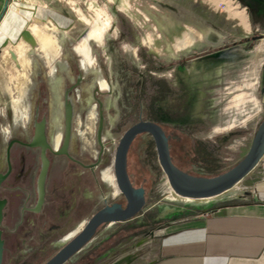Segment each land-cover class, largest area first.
Wrapping results in <instances>:
<instances>
[{"label":"rangeland","instance_id":"374dc122","mask_svg":"<svg viewBox=\"0 0 264 264\" xmlns=\"http://www.w3.org/2000/svg\"><path fill=\"white\" fill-rule=\"evenodd\" d=\"M228 1H231L234 7H238L239 11L244 10L239 2ZM5 2L6 0H0V15ZM17 7L25 20L14 38H5L11 43L0 52V80L6 77L13 82L16 75L21 72L11 52L19 55L20 45L17 40L23 29L33 33L40 49L45 52V57L56 54L57 40L64 32L55 27L54 21L49 16L53 19L63 17L68 22V26L71 27L65 33L68 39L74 40L73 45L78 52L84 41L86 45L87 42L97 43L87 36L84 38L85 31L88 30L90 33L99 29L102 43L97 44L100 47L103 46L105 38L106 42L110 40L119 42L118 47L115 49L112 47L113 53L101 50L107 67L114 62L115 72H118L120 63L116 60V56L119 55V60L123 58L132 68L134 66L131 61L134 60L133 55H136L137 50L126 42L118 40L120 23L125 20L131 25L145 52L153 54L152 60L155 67H167L163 72L154 71L157 77L173 78L176 63L185 60V70L192 78L191 81L205 87L199 101V109L203 111V123L206 126L204 131L189 134L191 129L185 128L188 130V137H186L176 127H167L172 137L170 145L175 165L185 172L197 175L199 159H202V155L199 154V141L219 145L221 162L218 158L217 162H219L218 173L220 174L233 168L247 155L259 125L264 121L262 98L264 84L256 79L259 77L262 65L257 54L258 42L253 39L254 36L260 37L263 33L255 32L248 18L249 28H246L239 19L233 18L225 7H216L208 0H9L6 15L11 9L14 10ZM43 29L50 30L52 34L42 38ZM245 40L249 41L244 42ZM13 42L17 44L14 45ZM96 49L100 50L99 47ZM146 69L147 67L144 66L140 68L142 72ZM243 83L249 84L245 88L252 97L235 105V96L230 98L231 102L228 96L232 94L234 88L243 89ZM119 91L121 92L120 86ZM1 92L0 90L2 106L5 101ZM127 99L129 97H122V104L119 105L118 118L121 119L118 122L119 125L114 128L113 117H110L105 128L103 162L97 175L100 177V172H107L109 180L100 181L99 185L92 180L88 185L92 200L87 212L83 215L85 223L104 206L100 187L104 189L105 194L109 195L110 203L119 202L126 205L117 187L113 162L122 135L135 121V118L129 115L131 103L130 99ZM110 112L111 116H114L112 110ZM79 116L82 118H77L76 137L80 135L84 137L85 147L90 150L94 159L99 152V146L96 144L98 116L86 114L85 110L81 111ZM156 166L160 167L155 145L149 144L143 138H138L129 152L128 173L135 187L146 189L148 203L133 220L123 224L104 226L97 235L99 238L100 234L117 230L119 236L134 239L138 246L137 263H145L150 256H153L166 232L167 223L175 219L173 215L167 213L166 217L161 219L162 221L152 222L156 215L165 211V208L179 209L181 211L177 215L184 217L188 214L200 213L204 208L212 210L214 207L225 204L251 202L257 199V189L264 183L263 158L252 173L232 190L236 192L235 195L196 202L176 196L161 167L162 173L157 176ZM35 239L36 241H33L28 238L26 245L38 247L40 242L37 236ZM7 240L4 264H45L59 250L50 246V240L45 243L47 247L45 250L27 255L22 252L27 250V247L20 246L19 249H15L14 239L7 236ZM16 241L21 244L20 239Z\"/></svg>","mask_w":264,"mask_h":264},{"label":"flooded vegetation","instance_id":"af4514ba","mask_svg":"<svg viewBox=\"0 0 264 264\" xmlns=\"http://www.w3.org/2000/svg\"><path fill=\"white\" fill-rule=\"evenodd\" d=\"M62 34L57 40L56 54L49 57L36 51L39 48L37 40L36 46L26 43L30 48L28 56L30 66L26 72L28 88L20 111L13 104L14 95L3 89L0 84L5 101L2 106L0 105V175L5 176L0 184V202L5 201L3 221L0 224L2 238L5 241L3 264L8 246L7 236L14 239L15 249H19L20 246L27 247V250L22 251L23 254L30 255L45 250L47 248L45 243L50 240V246L60 250L88 222L85 223L83 220V215L92 200L88 185L92 180L98 185L100 181L106 182L103 171L100 172V177L97 175L103 162L105 128L110 117H113L114 128L119 125L118 122L121 120L118 118L119 105L122 104V97L127 96L130 99H127L131 103L129 115L135 118L130 127L141 121L156 123L163 128L169 139V145L172 137L167 127H176L186 137L188 130L185 128L191 129L189 134L190 132L195 134L204 131L206 127L203 123V111L199 109V101L205 87L191 81L192 78L185 70V60L176 63L173 78L157 77L154 71L163 72L167 67H155L153 54L145 52L136 35H134L135 42H131L129 29L120 23L118 40L126 42L137 50L136 55H133L134 60L131 61L134 67L131 68L123 58L119 60V55L116 56V60L120 63L118 72H115L114 62L107 67L101 50L113 53L112 47L114 49L118 47L119 42L111 40L106 42V38L102 47L97 43L94 44V41V43L87 42L92 64L85 66L83 56L73 45L74 40L68 39L65 32ZM258 38L253 37L255 41ZM17 43L13 42L14 45ZM2 44L0 52L4 48ZM95 47H99L100 50L97 51ZM11 56L17 62L16 53L11 52ZM104 63L105 65L102 66ZM16 64L22 71L18 62ZM142 66L147 67L145 72L140 70ZM5 79L8 84L13 83ZM102 82L106 85L105 88L102 87ZM67 105L72 109L71 132L67 154L59 155L58 152L63 149L66 140ZM84 110L86 114L98 116L96 144L99 146V152L94 159L90 150L85 147L84 137L82 135L76 137L77 118L81 117L79 113ZM111 110L114 116H111ZM101 121L102 145L99 143ZM138 138L155 145L150 134H141L134 142ZM170 152L172 157L171 145ZM43 154L49 161L46 195L41 211L35 213L33 209L39 198L38 185L43 167ZM99 190L104 201L101 209L119 203H110L109 195L105 194L104 189L100 187ZM121 196L124 198L122 194ZM145 196L147 205L146 189ZM166 214L162 211L151 221L153 223L155 220L162 221ZM173 216L175 219L180 218L177 214ZM113 232L115 231L100 234L101 237L98 238V231L94 241L67 264H107L115 260L116 257L113 256L107 261L106 258H102L107 250L109 251L108 248L113 249L116 246L113 245L115 243L106 242V238ZM73 233L75 234L70 237ZM36 236L40 242L38 247L27 246L28 238L36 241ZM17 239H20L21 244L16 241Z\"/></svg>","mask_w":264,"mask_h":264},{"label":"crops","instance_id":"0c3cea01","mask_svg":"<svg viewBox=\"0 0 264 264\" xmlns=\"http://www.w3.org/2000/svg\"><path fill=\"white\" fill-rule=\"evenodd\" d=\"M235 1L244 8L254 31L263 33L257 39L262 66L256 79L264 84V0H242L243 5L241 0ZM10 11L19 13L18 7ZM243 85V89L234 88L228 96L229 100L235 96V105L252 97L246 90L249 84ZM262 98L264 103V87ZM232 190L226 195H235ZM256 195L257 199L251 202L225 204L205 214L201 211L169 221L153 256L145 263H137L138 246L134 239L121 237L114 230L106 242L116 246L108 248L110 252L107 250L102 258L107 261L116 257L107 264L125 257L133 259L123 264H264V183Z\"/></svg>","mask_w":264,"mask_h":264},{"label":"water","instance_id":"95a60500","mask_svg":"<svg viewBox=\"0 0 264 264\" xmlns=\"http://www.w3.org/2000/svg\"><path fill=\"white\" fill-rule=\"evenodd\" d=\"M9 7V0H6L2 13L0 15V24L2 23ZM71 26L61 29L64 32L68 31ZM89 31L86 30L83 37ZM20 38L33 46L37 45V41L30 30L23 29L20 33ZM9 40L5 39L2 47H7ZM67 127L66 140L62 150L58 152L59 155L67 154V146L71 132L72 109L67 105ZM103 121V118H102ZM101 121L99 127V143L102 145L100 137L103 128ZM150 134L156 146V152L159 160V165L166 175L171 188L174 193L182 198L193 200H205L219 196L226 191L234 188L240 184L252 171L259 165L264 158V121L259 125V128L253 138L251 147L247 155L229 171L216 177H200L189 174L175 165L172 160L169 139L165 134L163 128L153 122L141 121L130 127L121 137L118 144L115 160L114 173L117 186L121 194L126 200V205L123 207L119 203L108 205L105 208L94 214L84 227L52 257L45 264H67L80 252L85 250L95 239L97 232L102 226L123 224L136 218L146 206L145 189L143 187L136 188L128 173V154L134 140L141 134ZM49 161L43 154V167L39 177V198L36 207L33 209L35 213L41 211L45 202V185L48 173ZM5 179V176L0 175V184ZM244 197V196H242ZM5 201L0 202V224L3 221V208ZM181 210L176 208H165V212L174 215ZM208 209L204 208L202 213H207ZM4 246L5 241L2 238V231L0 230V264L4 260ZM133 258L125 257L119 259L114 264L130 263Z\"/></svg>","mask_w":264,"mask_h":264},{"label":"bare ground","instance_id":"6f19581e","mask_svg":"<svg viewBox=\"0 0 264 264\" xmlns=\"http://www.w3.org/2000/svg\"><path fill=\"white\" fill-rule=\"evenodd\" d=\"M208 1L212 5H214L216 7H219V6L225 7L231 13L233 18L239 19L245 25L246 28H249L248 23H247L246 12L245 11H239L238 7H234L232 5L231 1H228V0H208ZM20 14L21 13L16 14L14 12H10L9 14H7L8 16L6 17L5 21L4 22L2 21L3 24L1 23L2 25L0 26V44L3 41V39H5L6 37L14 38L19 33V31L21 30V28H22V26L24 24L23 22H24L25 19ZM49 17L54 21L55 27L58 30H60L61 32H64L63 30H61L62 28L65 29V28L68 27V22L63 17H59L57 19H53V17H51V16H49ZM34 20H36V19H34ZM51 34H52V32L50 30H47V29H43L42 33H41L42 38H44L45 36L47 37V36H49ZM86 36H87V38L93 39L94 41H96L98 44L101 45L102 37H101V31L99 29L90 32ZM51 39H52V37H51ZM44 41L46 42V40H44ZM17 42H19L18 45H20V53L17 56L16 60H17V62L19 64V66L22 67V71L18 75H16V77H15L16 79L13 81L12 84H8L7 80L5 79L6 77L5 78L2 77V79H1L2 82L0 84H2L3 88L6 91H8V92H10V93H12L14 95L13 104H14L15 108L19 109V111H20V107L22 106L23 99H24V96H25V92H26V90L28 88L26 72L29 70V66H30V59L28 58L29 53H30V48L26 44L28 42H26L23 38H20V35L18 37ZM36 51H38L40 54L45 56V52L43 51V49L41 50L40 47ZM80 54L84 57L85 66L91 65V58H90V55H89V52H88L86 41H84V44L80 47ZM101 84H102V87H106V85L103 82ZM103 176H104L105 180H109V175H108L107 172H104ZM234 188H232V189H234ZM232 189L226 191L225 193H223V194H221L219 196H216V197H213V198H209V199H205V200H193V199L182 198V197H180L178 195H176V196H178L179 198L184 199V200H192V201H196V202H201V201H207V200H215L217 198L225 196ZM74 234L75 233L70 235V237L73 236ZM70 237H68V239H70Z\"/></svg>","mask_w":264,"mask_h":264},{"label":"trees","instance_id":"16d2710c","mask_svg":"<svg viewBox=\"0 0 264 264\" xmlns=\"http://www.w3.org/2000/svg\"><path fill=\"white\" fill-rule=\"evenodd\" d=\"M241 4L243 5V1L242 0H241ZM121 24L123 26L125 25V27H127L129 29L130 34H131L129 39L131 40V42H135V40H134L135 33H134V30L132 29L131 25L125 20H122ZM196 143H198V142H196ZM199 154L202 155L201 156L202 159H199V172L195 176L216 177V176H219V175L223 174V173H221V174L218 173L220 167H218L219 162H217V161H218V159L220 158V155H221L219 145H216V144L211 143V142L199 141ZM217 156H219V157H217ZM219 161H220V159H219ZM229 170H227V171H229ZM155 171L157 172V176H159L162 173V170H161V168L159 166L155 167ZM192 175H194V174H192ZM216 208L217 207H214L213 209H216Z\"/></svg>","mask_w":264,"mask_h":264}]
</instances>
